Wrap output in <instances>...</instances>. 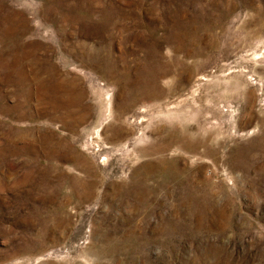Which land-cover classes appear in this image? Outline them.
<instances>
[{
  "label": "rangeland",
  "instance_id": "1",
  "mask_svg": "<svg viewBox=\"0 0 264 264\" xmlns=\"http://www.w3.org/2000/svg\"><path fill=\"white\" fill-rule=\"evenodd\" d=\"M0 264H264V0H0Z\"/></svg>",
  "mask_w": 264,
  "mask_h": 264
}]
</instances>
